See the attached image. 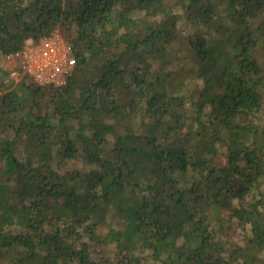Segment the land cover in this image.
<instances>
[{
	"label": "trees",
	"instance_id": "16d2710c",
	"mask_svg": "<svg viewBox=\"0 0 264 264\" xmlns=\"http://www.w3.org/2000/svg\"><path fill=\"white\" fill-rule=\"evenodd\" d=\"M262 16L264 0H0V55L59 30L75 58L58 87L0 68V264H264Z\"/></svg>",
	"mask_w": 264,
	"mask_h": 264
},
{
	"label": "built area",
	"instance_id": "2783aa9c",
	"mask_svg": "<svg viewBox=\"0 0 264 264\" xmlns=\"http://www.w3.org/2000/svg\"><path fill=\"white\" fill-rule=\"evenodd\" d=\"M75 65L72 45L59 30L31 42L21 50L0 55V68L9 79H29L38 85L61 86Z\"/></svg>",
	"mask_w": 264,
	"mask_h": 264
},
{
	"label": "rangeland",
	"instance_id": "374dc122",
	"mask_svg": "<svg viewBox=\"0 0 264 264\" xmlns=\"http://www.w3.org/2000/svg\"><path fill=\"white\" fill-rule=\"evenodd\" d=\"M258 23H263L264 26V17H259V19H257L256 24ZM184 33V31H182ZM262 52L264 53V51L262 50ZM194 76L192 77H188V80L186 81L187 83H193L196 78L193 79ZM192 108L190 106V104H187L186 107V112H188V114L191 112ZM80 165V163H78ZM254 198L249 197L248 200H253ZM255 200V199H254ZM253 200V201H254ZM236 203V201H234ZM212 218L215 220H219L222 224H223V233L226 234V237L229 238V240L231 242H235L238 243L240 245H244L246 243L248 234H249V227L243 223H240L239 221H235V222H227V220L229 219V211H223L221 214L217 215H212ZM102 229H106V227H103ZM242 256H237L235 264H242L243 260H242Z\"/></svg>",
	"mask_w": 264,
	"mask_h": 264
}]
</instances>
